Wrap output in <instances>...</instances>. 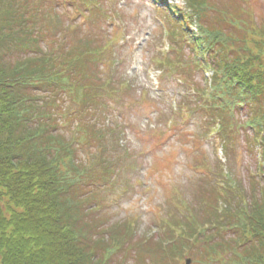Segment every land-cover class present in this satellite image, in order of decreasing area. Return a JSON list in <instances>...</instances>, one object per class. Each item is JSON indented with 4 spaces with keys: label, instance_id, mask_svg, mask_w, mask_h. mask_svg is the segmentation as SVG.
Instances as JSON below:
<instances>
[{
    "label": "trees",
    "instance_id": "16d2710c",
    "mask_svg": "<svg viewBox=\"0 0 264 264\" xmlns=\"http://www.w3.org/2000/svg\"><path fill=\"white\" fill-rule=\"evenodd\" d=\"M44 1L33 6L11 0L1 8L0 0V264H128L130 258L145 263L143 253L131 257V239L123 229L106 238L98 234L93 207L87 205L108 172L97 149L103 153L106 138L114 135L113 124L103 122L112 110L110 100L126 88L120 73H113L117 62L105 67L112 38L102 30L114 14L102 9L101 0H79L81 7L72 8L75 18L67 11L51 16L58 34L46 38L39 51L35 15ZM212 1L184 0L185 10L167 6L183 25L171 28L170 52L158 54L155 62L185 84L195 81H186L180 71L211 70L208 84L189 86L191 98L200 112L208 111L224 142L250 128L264 160V23H255L247 0L243 7L233 5L237 13ZM100 19L98 32L87 28ZM13 48L20 55L14 56ZM244 104L252 117L241 124L233 109ZM58 126H68L67 132L58 133ZM86 150L92 154L79 158ZM252 189L248 203L241 200L227 210L221 219L230 218L227 224L214 226L217 241H204V264H264V182ZM216 198L212 193L208 200L216 203ZM187 241L179 234L159 250L171 260L180 258L177 244Z\"/></svg>",
    "mask_w": 264,
    "mask_h": 264
},
{
    "label": "rangeland",
    "instance_id": "374dc122",
    "mask_svg": "<svg viewBox=\"0 0 264 264\" xmlns=\"http://www.w3.org/2000/svg\"><path fill=\"white\" fill-rule=\"evenodd\" d=\"M1 1V8H5L11 0ZM20 1L15 0V3ZM28 1H32L33 6L37 2ZM101 1L102 9L109 15L114 14L113 20L102 30L112 38L105 67L112 61L117 62L112 67L113 73H120L119 80L126 83V88L110 100L112 110L104 120L113 124L110 133L114 134L108 137L106 151L101 156L109 180L104 189L93 195L89 204L94 209L92 218H98L100 225L107 228H129L133 232V244L141 241L142 246L147 245L141 251L147 252L143 255L147 261L142 264H183L186 257L192 259V264H204L202 246L205 243L201 241L206 239L197 243L189 241L179 261L173 258L163 262L157 247L161 241L169 244L182 230L187 231L185 219L192 217L193 223L198 225L194 235L205 230L211 245L217 241L218 232L213 233L217 226L215 229L214 226L230 221L228 217L221 220L230 206L249 202L254 183L264 182V171H259L258 166L259 149L258 146L253 148L251 142L252 130L240 129L234 141L223 143L216 125L214 130L209 128L208 111H199L189 87L208 84L211 70L204 74H192L189 69L180 71L186 81H195L185 84L167 71V67L157 66L158 54L165 52L170 43L166 41L164 29L167 31L169 26L175 25H170L167 19L180 23V18L171 15L165 5L181 6L182 0ZM212 2L225 12L231 9L237 13V8L243 7L242 0ZM235 3L237 10H234ZM246 4L255 23H264V0H247ZM74 7L80 8L81 2L67 0L60 6L45 0L38 5L42 12L35 15V27L41 31L37 41L39 51L47 43L46 38L58 34L59 25L51 16L67 11L75 18ZM98 23L102 20L87 28L98 32ZM190 28L193 30L195 25ZM73 37V33L70 34V38ZM12 51L16 57L20 55L16 48ZM48 108L49 105L45 107ZM233 115L241 124L252 117L245 104L233 109ZM67 127L58 126L57 132L66 133ZM79 153V158L83 159L92 154L89 150ZM212 193L217 195L216 203L208 200ZM129 253L131 257L137 255ZM128 264H134L133 259L130 258Z\"/></svg>",
    "mask_w": 264,
    "mask_h": 264
},
{
    "label": "water",
    "instance_id": "95a60500",
    "mask_svg": "<svg viewBox=\"0 0 264 264\" xmlns=\"http://www.w3.org/2000/svg\"><path fill=\"white\" fill-rule=\"evenodd\" d=\"M191 261L190 260H185V264H190Z\"/></svg>",
    "mask_w": 264,
    "mask_h": 264
}]
</instances>
